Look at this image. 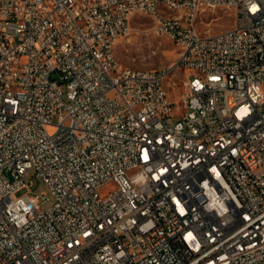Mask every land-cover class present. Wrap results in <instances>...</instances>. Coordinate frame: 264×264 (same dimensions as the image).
I'll use <instances>...</instances> for the list:
<instances>
[{"label": "built area", "instance_id": "2783aa9c", "mask_svg": "<svg viewBox=\"0 0 264 264\" xmlns=\"http://www.w3.org/2000/svg\"><path fill=\"white\" fill-rule=\"evenodd\" d=\"M136 16L170 70L117 68ZM0 264H264V0H0Z\"/></svg>", "mask_w": 264, "mask_h": 264}, {"label": "rangeland", "instance_id": "374dc122", "mask_svg": "<svg viewBox=\"0 0 264 264\" xmlns=\"http://www.w3.org/2000/svg\"><path fill=\"white\" fill-rule=\"evenodd\" d=\"M209 13L214 14L197 18L201 34H210V31L212 34H218L230 29L234 24L232 11L209 9ZM154 26L155 21L148 16H136L131 20V35L121 38L115 48V54L123 67L147 71L170 70V66L177 58L178 50L168 38L156 36L153 32ZM187 75L188 73L182 70L171 78V82L177 86V91L180 92L182 81ZM27 180L35 193L45 197L41 200V208L47 209L53 201L49 189L41 179L34 176L33 172L29 174ZM114 188L111 186V189Z\"/></svg>", "mask_w": 264, "mask_h": 264}, {"label": "bare ground", "instance_id": "6f19581e", "mask_svg": "<svg viewBox=\"0 0 264 264\" xmlns=\"http://www.w3.org/2000/svg\"><path fill=\"white\" fill-rule=\"evenodd\" d=\"M209 9H211V10H217V5H210V6H209ZM113 60H114V63L116 64L117 68H120V69H129V68H127V67H123V66L120 64V62H119V60H118V58H117L115 52H113ZM130 69H132L133 72H144V74H153V73H155V72H161V71H162V70L147 71V70H139V69H134V68H130ZM163 70H164V69H163Z\"/></svg>", "mask_w": 264, "mask_h": 264}]
</instances>
